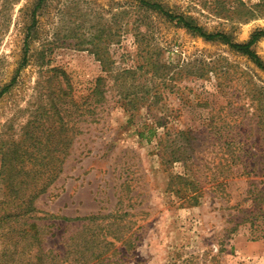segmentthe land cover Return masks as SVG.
Instances as JSON below:
<instances>
[{
    "label": "rangeland",
    "instance_id": "374dc122",
    "mask_svg": "<svg viewBox=\"0 0 264 264\" xmlns=\"http://www.w3.org/2000/svg\"><path fill=\"white\" fill-rule=\"evenodd\" d=\"M160 1L236 43L264 31V0ZM37 2L0 0V92L28 59L0 97V168L16 146L45 185L38 239L0 226V264H80L85 230L113 264H264V70L135 0H46L25 54ZM251 49L264 63V36ZM13 195L0 179V213Z\"/></svg>",
    "mask_w": 264,
    "mask_h": 264
},
{
    "label": "trees",
    "instance_id": "16d2710c",
    "mask_svg": "<svg viewBox=\"0 0 264 264\" xmlns=\"http://www.w3.org/2000/svg\"><path fill=\"white\" fill-rule=\"evenodd\" d=\"M139 7H144L146 9H151L163 17L168 18L169 20H176V24L191 31L200 37L204 38L207 41L212 40H222L229 44L232 49L241 52L242 54L248 56L259 68L264 70V63L261 61L259 56L251 49V46L260 38L264 36V31H259L251 36V39L246 43H236L233 42L226 34L223 33H208L204 31L201 27L195 25L193 22L187 19L182 14H173L170 10L166 9V7L162 4L160 0H135ZM46 0H38L36 5L32 8L30 12V22L24 27L25 28V39H24V50L25 54L27 48L29 46L30 40L34 38V34H36V28L38 25V11L42 8L46 7ZM27 56L24 55L22 62L20 63L19 68L16 70L15 76L12 78L11 83L4 87L0 92V97L10 89L12 84L16 81L17 74L20 71L21 67L25 66L27 63ZM100 61V59H99ZM100 78L97 79L96 85L94 86L91 96L95 97V102L102 98L103 90L100 88ZM18 153V149L16 146L11 150L10 153H3V163L0 168V179L6 186L11 187L12 193L14 194L13 197H10L8 200V204L10 208L14 210L7 211L0 213V226L10 227L14 229L16 232V236H19L21 239H30L33 242H36L38 239V232L39 229L37 227V219L36 216L33 214V211L36 209L34 206L35 201V190L38 192L43 191L42 189H38V182H34L32 187L29 185V181L26 180V176L32 174V171L23 168V167H15L12 166V160H8L7 154L9 157H15ZM7 156V157H6ZM7 158V160H6ZM42 159H45V155L41 156ZM42 167L47 166V164H41ZM35 174L40 173V171L35 170ZM21 177V179H19ZM33 195H31V193ZM102 216L96 214L90 218H87L89 223L93 221V225L101 226V223H95L98 221ZM108 217L112 219L117 218L116 214H110ZM104 219L107 218L106 216L103 217ZM88 223V224H89ZM82 224L80 229L82 230L86 225ZM110 224L112 222L106 223L102 228L105 231L107 227H111ZM13 231V230H11ZM109 232V231H108ZM87 231L85 230V234L77 235L75 238L74 243L69 245L72 247L73 253L77 256V262L80 264H113L107 256V248L108 246H112L114 240H107L108 234H102V240H98L93 234H86ZM117 239V237H113ZM66 254H68L66 250ZM39 260V259H38ZM36 261L35 264H43L41 263V259L38 262ZM43 261V260H42Z\"/></svg>",
    "mask_w": 264,
    "mask_h": 264
}]
</instances>
